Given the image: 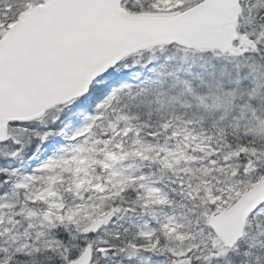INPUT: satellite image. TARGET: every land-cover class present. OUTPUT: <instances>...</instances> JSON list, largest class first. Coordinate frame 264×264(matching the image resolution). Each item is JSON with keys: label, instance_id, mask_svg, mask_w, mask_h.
I'll return each instance as SVG.
<instances>
[{"label": "snow or ice", "instance_id": "snow-or-ice-1", "mask_svg": "<svg viewBox=\"0 0 264 264\" xmlns=\"http://www.w3.org/2000/svg\"><path fill=\"white\" fill-rule=\"evenodd\" d=\"M0 264H264V0H0Z\"/></svg>", "mask_w": 264, "mask_h": 264}, {"label": "trees", "instance_id": "trees-1", "mask_svg": "<svg viewBox=\"0 0 264 264\" xmlns=\"http://www.w3.org/2000/svg\"><path fill=\"white\" fill-rule=\"evenodd\" d=\"M153 55L159 56L160 53H159V52H156V53H153ZM144 59H146V56H144V57L137 56V57L134 58L133 63H137V62H139V63H143V62H144ZM197 63L199 64V63H201V61H198ZM185 67H188V66L185 65ZM191 70H192L193 72H195V71L198 70V68H197V67H193ZM140 71H142L141 68H138V67H130V68H129V75H130L131 77H133V79H135V78H136V74H137L138 72H140ZM57 115H58V114L56 113L55 116H57ZM61 119H64V117H61ZM68 121H69V119H64V122H68ZM32 146H33V145H32Z\"/></svg>", "mask_w": 264, "mask_h": 264}, {"label": "rangeland", "instance_id": "rangeland-1", "mask_svg": "<svg viewBox=\"0 0 264 264\" xmlns=\"http://www.w3.org/2000/svg\"><path fill=\"white\" fill-rule=\"evenodd\" d=\"M56 113H52L53 116H55ZM66 125H69V127L71 126V122L70 120L68 122H64ZM76 123H79V122H76ZM36 144H39V147H40V151H43L44 150V144L40 141H34L33 142V148H35ZM19 166V165H17Z\"/></svg>", "mask_w": 264, "mask_h": 264}]
</instances>
